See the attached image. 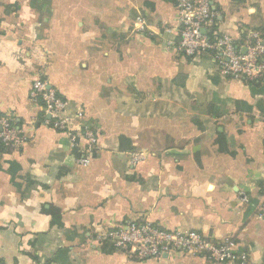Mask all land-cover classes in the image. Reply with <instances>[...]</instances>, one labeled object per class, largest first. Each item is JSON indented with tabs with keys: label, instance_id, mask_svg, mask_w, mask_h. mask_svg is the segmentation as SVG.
Listing matches in <instances>:
<instances>
[{
	"label": "crops",
	"instance_id": "crops-1",
	"mask_svg": "<svg viewBox=\"0 0 264 264\" xmlns=\"http://www.w3.org/2000/svg\"><path fill=\"white\" fill-rule=\"evenodd\" d=\"M212 4L218 32L264 39V0ZM178 18L175 0H0V111L27 135L0 157V264H214L99 240L146 220L264 264V83L180 52ZM42 76L98 133L92 155L32 105Z\"/></svg>",
	"mask_w": 264,
	"mask_h": 264
},
{
	"label": "built area",
	"instance_id": "built-area-1",
	"mask_svg": "<svg viewBox=\"0 0 264 264\" xmlns=\"http://www.w3.org/2000/svg\"><path fill=\"white\" fill-rule=\"evenodd\" d=\"M178 11V49L188 57L208 53L213 56L224 77L250 82L264 80V39L257 31H246L247 37L239 43L233 37L215 29V12L212 0H175ZM32 105L41 108L44 123L64 132L72 145L81 152L92 155L98 143V133L84 121L80 109L70 116L68 105L45 77H39L30 92ZM27 135L15 123L12 114L0 111V157L21 149ZM84 143V144H83ZM83 144V146H82ZM134 163L143 160L134 157ZM87 163L88 160L84 159ZM247 201V197L243 198ZM118 249H129L140 259H162L171 252L206 255L214 264L241 261L248 257L235 252L231 241L220 242L206 238L197 231H170L149 220L117 226L101 235Z\"/></svg>",
	"mask_w": 264,
	"mask_h": 264
},
{
	"label": "trees",
	"instance_id": "trees-1",
	"mask_svg": "<svg viewBox=\"0 0 264 264\" xmlns=\"http://www.w3.org/2000/svg\"><path fill=\"white\" fill-rule=\"evenodd\" d=\"M246 37H247V33L243 34V39L239 43L244 42ZM250 83H251V86H254V87L256 86L257 87V86L262 85V83H264V81L255 79L253 81H250Z\"/></svg>",
	"mask_w": 264,
	"mask_h": 264
}]
</instances>
